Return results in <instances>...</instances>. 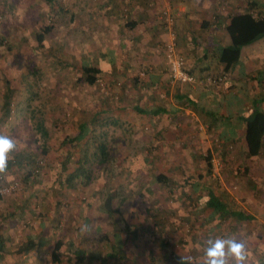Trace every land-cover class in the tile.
<instances>
[{"label": "crops", "instance_id": "obj_1", "mask_svg": "<svg viewBox=\"0 0 264 264\" xmlns=\"http://www.w3.org/2000/svg\"><path fill=\"white\" fill-rule=\"evenodd\" d=\"M74 1V21L68 25L71 23L69 16L60 34L64 39L63 46L66 48L68 41H74L75 54L79 58L82 53L92 56L88 61L77 62L79 73L72 81L69 77L64 83H76L75 78L79 76V80L82 79L79 68L82 64L99 68L104 80H123L128 88L121 117L128 132L126 142L122 144L124 159L167 170L189 166L190 173L186 175L172 177L157 172L150 181L159 188L165 183L178 184L182 189L181 201L190 204L178 205L175 213L191 225L187 235L182 236L178 231L183 227L181 222L176 226L166 223L161 206L147 208V223H142L141 231L149 233L146 238L151 246L149 253L118 254L114 251L100 256L86 253L87 257L78 263L204 264L206 249L216 239L223 238L242 239L246 244L247 264H264V136L263 147L257 155L246 153L243 139L244 118L254 108L264 110V34L242 45L238 59L229 68L223 69V63L219 61L221 48L230 43L226 30L229 16L246 10L250 4L264 7V0H170L174 14L172 30L184 66L195 76L220 77L211 84L169 78L163 45L170 29L158 23L153 8L147 5L149 0ZM107 116L112 124L114 120L120 122L117 114ZM145 123L149 125L148 135L141 130ZM45 128L49 133L50 126ZM217 138L222 140L223 147H215ZM225 143L233 148L230 157L225 155L226 165H240L243 169L241 179L236 182L237 171L228 174L237 189L231 196L215 191L208 183L206 173L200 174L197 170L198 166H203L199 156L201 150L228 149ZM108 148L111 149L109 145ZM127 176L121 181L127 187L122 190V195L107 188L115 202L130 197L133 183L138 184L140 192L144 190L152 202L157 197L164 198V191L151 192L149 186L152 185H144L146 177ZM209 192L218 196L223 205L221 209L205 204ZM152 212L158 213L160 219ZM112 222L111 228H115ZM127 226L129 228L128 223ZM47 227L46 221L39 222L33 231L26 235L20 232L13 240L16 244L22 237L26 239L41 232L45 237L43 243L30 250L15 252L12 251L14 246L8 247L3 242L8 250L0 252V264H38L46 255L57 258L60 262L55 261L56 264H63L66 258L74 261L72 253L68 256V244L80 245V239H64L58 234L51 240L44 233ZM97 230L103 229L97 225L95 235ZM110 233L112 239L107 241L111 246L124 243L119 241L116 229ZM57 241L60 245L55 249ZM61 253L66 254L64 259L59 256ZM6 254H10L9 257ZM181 257L185 258L184 262Z\"/></svg>", "mask_w": 264, "mask_h": 264}, {"label": "rangeland", "instance_id": "obj_2", "mask_svg": "<svg viewBox=\"0 0 264 264\" xmlns=\"http://www.w3.org/2000/svg\"><path fill=\"white\" fill-rule=\"evenodd\" d=\"M75 8L74 0H0V134L9 135L17 142V150L10 154L6 172L0 174V182L15 181L18 184L13 192L0 195V234L5 239L4 243L12 247L15 244L13 240L20 232L26 235L39 222L46 221L48 227L44 233L49 239H55L58 234L64 239L70 237L77 241L79 238L78 243L88 255L97 252L100 256L104 253L96 249L92 240L98 225L103 229L106 239H112V229L119 232V241L124 243L111 246L116 253L146 255L151 246L146 242L149 233L141 231L142 223H147L145 209L161 206L166 223L176 226L177 222H181L183 227L178 231L182 236L188 233L191 226L175 213L176 207L186 202L179 197L182 189L178 184L165 183L159 188L150 179L157 172H165L172 177L186 175L190 173V167H170L167 170L150 163L138 165L124 159L122 144L126 142L128 132L121 117L125 111L123 104L128 88L122 79L109 81L98 78L93 84H87L83 78L79 80V76L75 78L76 83H64L69 77L72 81L79 73L77 62L88 61L92 56L82 53L79 58L75 54L74 41H68L66 48L63 46L61 30L64 23L69 21V16L71 23L68 25H72ZM46 23L51 28L38 44L35 34ZM5 77L9 79L8 82ZM99 81L104 82L103 86ZM8 86L11 89L10 111L2 118V102ZM112 113L119 115L120 122H109L107 115ZM94 115L96 118H92ZM37 120L45 127L50 126L47 135L41 136ZM91 127L95 133L106 131L107 144L111 147L110 159L114 160L107 162V172L91 180L85 187L73 190L64 184V177L78 157ZM141 130L148 135L149 125L143 124ZM135 133L138 136L139 130ZM63 138L66 140L63 141ZM88 145L91 151L93 145ZM211 153L219 155L222 160L217 174L212 173L209 158H206ZM232 154V146L217 151L201 150L199 156L203 166H198L199 169L196 167L200 174L206 173V179L215 191H223L229 196L237 190L235 182L241 179L243 170L240 165H226L225 155L230 157ZM33 157L42 159V167L36 175H29L25 180L23 173L26 170L22 160L29 164L32 161L33 164ZM64 165L66 168H63ZM197 170H194L195 174ZM231 171H237L235 182L228 177ZM128 174L146 177L144 185L151 184V192L164 191V198L157 197L152 202L147 193L144 190L140 192L139 185L133 183L130 197L123 199L118 212L108 218L98 205L96 189L101 183H106V176H109L111 179L106 188L117 190L122 195V190L127 187L121 181ZM6 213L13 215L7 217ZM112 219L115 228H111ZM125 222L132 231L126 232L122 228ZM167 236L170 237V233ZM6 255L9 257L10 254ZM59 256L64 259L66 254L61 253ZM69 259L66 258L63 264H77ZM55 261L60 262L46 255L41 257L38 264H56ZM82 264L92 263L87 261Z\"/></svg>", "mask_w": 264, "mask_h": 264}, {"label": "trees", "instance_id": "obj_3", "mask_svg": "<svg viewBox=\"0 0 264 264\" xmlns=\"http://www.w3.org/2000/svg\"><path fill=\"white\" fill-rule=\"evenodd\" d=\"M50 28L51 25L46 23L38 32H36L35 38L38 44H40L45 33H47ZM226 30L229 34L230 43L223 46L219 53V61L223 63V69L229 68L238 59L239 50L242 45L250 43L264 34V7L259 8L250 4L246 10L232 13L227 20ZM79 68L82 72V78L87 84H93L98 78H101V71L96 66L82 64ZM5 79L7 82L9 81L7 77H5ZM10 93L11 89L8 86L6 87L2 102V118L6 117L10 111ZM92 118H96V116L94 115ZM40 120H37V124L40 125V134L41 136H45L48 134V131L43 124H41ZM114 122L117 123V120H114ZM83 125L87 124L84 123ZM263 136L264 110L261 108H254L244 118L243 139L244 147L248 155H257L261 151L263 147ZM65 140L66 138H63V141ZM89 143L93 145L91 151L88 149ZM107 143L105 130H100L95 133L93 127L89 128L88 136L85 138L82 147L80 148L81 151L78 154V157L74 159L73 165L66 171L67 173L64 177V184L67 187L73 190L83 188L88 185L91 180L95 179L97 176H101L103 172L108 171L106 164L114 159H110L111 149L108 148ZM206 158H208V156ZM33 159V164L32 161L30 164L23 160V163L20 162L25 166L26 172L23 173V178L25 180L29 175H36L42 167L41 164L38 172L33 171L36 158L33 157ZM65 166L66 165H64L63 168H66ZM98 172L100 173L97 175ZM109 179H111V177L106 176V183H101L96 189V195L99 202L98 205L106 217H111L113 213L118 212L119 204L122 202L120 199L115 202L114 196L107 191L106 184ZM209 195L210 196L205 200V204L216 209H221L223 205L218 196L212 192H209ZM152 213L153 215L155 214L154 212ZM12 215L6 213L7 217ZM154 217L160 219L158 213H156ZM112 224L115 227V223L112 222ZM122 227L125 228L126 232L132 231L128 228L126 222ZM44 238L45 237L41 232H36L35 236L27 237L26 239L22 237L20 238V242L14 244L12 251L21 252L30 250L35 246L42 244ZM92 240L96 244V249L102 250L105 255L114 252L103 231L97 230V235L92 237ZM3 242L4 240L0 235V252H2V250H5V252L8 250L5 249ZM59 245V241L55 242L54 248L57 249ZM68 248L69 252L72 253L74 257V262L76 263L83 261L87 257L86 252L81 245H76L75 243L70 242Z\"/></svg>", "mask_w": 264, "mask_h": 264}, {"label": "built area", "instance_id": "obj_4", "mask_svg": "<svg viewBox=\"0 0 264 264\" xmlns=\"http://www.w3.org/2000/svg\"><path fill=\"white\" fill-rule=\"evenodd\" d=\"M147 5L153 8L155 12V18L157 19L158 23L170 29L169 37L163 45V55L167 64L169 78L175 81L190 82L196 84H211L215 80L220 79L219 76H195L185 68L183 57L178 52V49L176 47L175 36L172 30L174 14L171 12L170 0H149L147 2ZM98 83L102 86L104 84L103 81H99ZM214 144L216 148L223 147V142L221 139L217 138ZM226 146L230 147L229 144H226ZM208 158L212 173L217 174L222 165L221 157L217 154L211 153L209 154ZM42 162V159H36L33 171L38 172L39 166L42 164ZM16 188H18V184L15 181H12L10 183L0 182V195L9 194Z\"/></svg>", "mask_w": 264, "mask_h": 264}, {"label": "clouds", "instance_id": "obj_5", "mask_svg": "<svg viewBox=\"0 0 264 264\" xmlns=\"http://www.w3.org/2000/svg\"><path fill=\"white\" fill-rule=\"evenodd\" d=\"M17 150V142L11 136L0 134V174L8 167L10 154ZM204 264H247L246 244L242 239H216L206 249ZM185 258L181 257L184 262Z\"/></svg>", "mask_w": 264, "mask_h": 264}]
</instances>
